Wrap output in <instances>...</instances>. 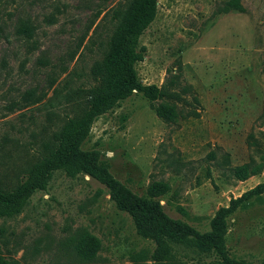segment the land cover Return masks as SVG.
Masks as SVG:
<instances>
[{
    "label": "rangeland",
    "instance_id": "1",
    "mask_svg": "<svg viewBox=\"0 0 264 264\" xmlns=\"http://www.w3.org/2000/svg\"><path fill=\"white\" fill-rule=\"evenodd\" d=\"M132 1L0 0V140H7L8 164L32 161L40 142L82 107L90 69ZM228 1L156 0L134 69L141 84L168 86L179 100L132 94L97 117L80 144L138 197L165 185L155 199L163 213L198 233L209 231L219 209L264 183V0H237L241 12L227 10ZM24 21L29 39L16 33ZM28 90L34 101L22 104ZM193 98L197 118L168 123L155 113L162 103L184 113ZM240 166L256 173L239 180ZM223 230L221 253L181 245L163 252L102 184L58 170L16 215L0 218V254L14 264H259L264 189L228 213ZM82 231L99 242L91 260L72 250Z\"/></svg>",
    "mask_w": 264,
    "mask_h": 264
},
{
    "label": "trees",
    "instance_id": "2",
    "mask_svg": "<svg viewBox=\"0 0 264 264\" xmlns=\"http://www.w3.org/2000/svg\"><path fill=\"white\" fill-rule=\"evenodd\" d=\"M226 9L242 11L237 0H229ZM155 11L156 0L131 2L113 31L107 51L90 69L93 83L83 92L82 107L73 116L66 117L56 131L40 142L32 161L25 165L8 164V152L4 148L7 140H0V167L5 168L4 172L0 171V218L16 215L33 192L44 189L53 172L62 170L67 177L82 174L102 184L118 210L128 214L140 229L152 231L159 250L165 252L171 246L181 245L198 252L214 248L218 251L225 216L249 196L260 193L264 183L231 200L227 208L219 209L210 220L209 231L198 233L163 213L155 199L166 192L165 185L152 184L147 188L145 198L138 197L114 179L106 168L96 165L92 153L80 150L92 122L132 94L149 101L179 100V95L170 91L168 86L158 88L141 84L134 69L145 53L144 48L138 46V39L154 19ZM18 27L17 35L29 39L31 26L24 21ZM173 84L172 80L168 83L169 86ZM187 90L186 87L181 89L182 92ZM33 101V90L21 95L22 104ZM196 102L193 98L192 102L185 103L188 108L184 113L174 103H162L155 107V113L168 123H174L178 118H197ZM235 172L239 180H244L256 170L246 172V166H240ZM71 243L75 255L82 260H91L100 248L98 240L85 231L78 232ZM0 264L14 263L0 254ZM259 264H264V259Z\"/></svg>",
    "mask_w": 264,
    "mask_h": 264
}]
</instances>
